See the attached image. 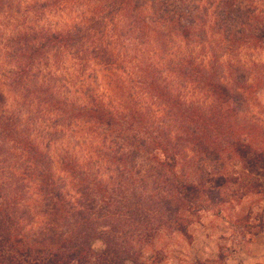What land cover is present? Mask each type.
<instances>
[{
	"label": "trees",
	"instance_id": "trees-1",
	"mask_svg": "<svg viewBox=\"0 0 264 264\" xmlns=\"http://www.w3.org/2000/svg\"><path fill=\"white\" fill-rule=\"evenodd\" d=\"M263 2L0 0V264H156L205 210L248 226Z\"/></svg>",
	"mask_w": 264,
	"mask_h": 264
},
{
	"label": "rangeland",
	"instance_id": "rangeland-1",
	"mask_svg": "<svg viewBox=\"0 0 264 264\" xmlns=\"http://www.w3.org/2000/svg\"><path fill=\"white\" fill-rule=\"evenodd\" d=\"M260 5L264 8V2ZM256 53L254 49L251 54L255 57ZM260 101L264 104V95ZM261 115L264 116L262 111ZM257 198L252 195L232 208L241 214L250 210L252 222L248 226L233 224L225 217L205 210L198 221L188 226V237L177 232L163 234L143 250L141 260L152 262L157 255L156 264H189L196 258L211 260L213 264H264V225L254 222L258 218L264 219V194ZM90 245L98 250L102 242L95 238ZM122 264L140 263L125 259Z\"/></svg>",
	"mask_w": 264,
	"mask_h": 264
}]
</instances>
